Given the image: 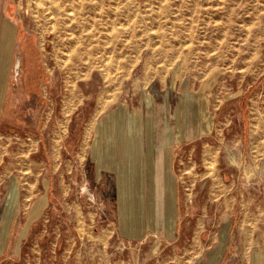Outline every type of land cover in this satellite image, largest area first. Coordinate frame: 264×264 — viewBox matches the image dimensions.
I'll list each match as a JSON object with an SVG mask.
<instances>
[{
    "label": "rangeland",
    "instance_id": "1",
    "mask_svg": "<svg viewBox=\"0 0 264 264\" xmlns=\"http://www.w3.org/2000/svg\"><path fill=\"white\" fill-rule=\"evenodd\" d=\"M190 86L237 95L212 103L213 112L225 111L213 115V138L227 126L237 143L208 164L210 188L196 179L193 191L210 197L202 215L193 212L197 241L202 219L211 231L228 214L214 203L225 199L236 223L240 190L244 201L264 199L253 189L264 191V0H0V206L14 181L8 205L17 207L5 238L0 226V264H46L52 221L46 204L32 218L33 203L61 172L88 192L93 164L78 144L100 134L99 123L117 110L125 128L127 114L141 113L143 90L182 102ZM167 117L176 119L173 111ZM255 216L264 220V207ZM239 224L225 264L244 263ZM125 251L134 264L153 263L138 242Z\"/></svg>",
    "mask_w": 264,
    "mask_h": 264
},
{
    "label": "crops",
    "instance_id": "2",
    "mask_svg": "<svg viewBox=\"0 0 264 264\" xmlns=\"http://www.w3.org/2000/svg\"><path fill=\"white\" fill-rule=\"evenodd\" d=\"M141 93L144 103L141 113L124 115L125 128L117 123L121 114H115L116 110L109 115L111 122L99 123L100 134L95 133L91 139H82L78 144L88 147L86 155L94 165L88 192L67 185L65 174L61 172L57 173L56 184L54 177L51 184L49 179L45 196L34 201L32 218L46 204L45 211L47 215L50 213L46 218L48 226L52 221L51 234L44 242L43 262L134 264L128 252L122 251L127 249L128 243L138 242L143 257L152 259V264H225L234 228L240 219L239 241L244 251L238 258L244 259L243 264H264V228L260 227L264 220L255 216L258 209L263 210L264 199L254 196L244 201L240 190L241 212L236 223L235 218H231V206L226 210L223 199L214 203L215 209L228 214L217 220L213 230H206L209 222L205 219L201 220L203 235L200 239L193 241L190 230L193 212L196 210L202 215L207 207L205 201L210 200L209 190H206V198L193 191L196 179H200L197 186L210 188L208 164L218 163L221 150L230 151L237 143L232 137L226 138L230 132L227 126L213 138V115H223L225 111L213 112L212 103L215 100L224 103L237 95L190 86L184 92L182 105L181 99L171 102L167 90L160 99H156L151 90ZM240 99H236L237 104ZM171 111L176 115L174 121L167 117ZM239 111H236L238 115ZM231 131L232 136L239 134L237 128ZM210 137L216 141H210ZM196 147L200 150L199 158ZM197 164L201 165L199 170H196ZM197 174L199 178L194 177ZM216 182L219 183L217 178ZM253 189L264 197L263 190ZM6 194L0 206V226L7 225L4 238L17 210L15 200L12 208L8 205L12 202L10 196L16 194L14 181ZM10 209L12 213L7 217ZM195 216L197 220L199 215ZM250 227L253 230L246 234ZM25 230L19 232V238L25 236ZM191 259L193 261L187 263ZM145 262L143 259V264Z\"/></svg>",
    "mask_w": 264,
    "mask_h": 264
},
{
    "label": "bare ground",
    "instance_id": "3",
    "mask_svg": "<svg viewBox=\"0 0 264 264\" xmlns=\"http://www.w3.org/2000/svg\"><path fill=\"white\" fill-rule=\"evenodd\" d=\"M263 169H264V166H263Z\"/></svg>",
    "mask_w": 264,
    "mask_h": 264
}]
</instances>
